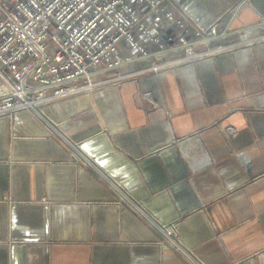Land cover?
Returning a JSON list of instances; mask_svg holds the SVG:
<instances>
[{
	"label": "crops",
	"instance_id": "0c3cea01",
	"mask_svg": "<svg viewBox=\"0 0 264 264\" xmlns=\"http://www.w3.org/2000/svg\"><path fill=\"white\" fill-rule=\"evenodd\" d=\"M175 1L200 27L251 29L252 44L49 104L98 168L32 114L0 119V264H264V0Z\"/></svg>",
	"mask_w": 264,
	"mask_h": 264
},
{
	"label": "built area",
	"instance_id": "2783aa9c",
	"mask_svg": "<svg viewBox=\"0 0 264 264\" xmlns=\"http://www.w3.org/2000/svg\"><path fill=\"white\" fill-rule=\"evenodd\" d=\"M218 23L200 27L175 0H0V119L32 114L84 164L98 168L45 108L252 44L251 29L220 32ZM233 35L237 40L226 41ZM113 185L119 205L129 204L164 244L192 257L174 225L155 220L122 185Z\"/></svg>",
	"mask_w": 264,
	"mask_h": 264
},
{
	"label": "bare ground",
	"instance_id": "6f19581e",
	"mask_svg": "<svg viewBox=\"0 0 264 264\" xmlns=\"http://www.w3.org/2000/svg\"><path fill=\"white\" fill-rule=\"evenodd\" d=\"M210 57H212V56L207 57V59H205V61H207ZM205 61H203V62H205Z\"/></svg>",
	"mask_w": 264,
	"mask_h": 264
},
{
	"label": "rangeland",
	"instance_id": "374dc122",
	"mask_svg": "<svg viewBox=\"0 0 264 264\" xmlns=\"http://www.w3.org/2000/svg\"><path fill=\"white\" fill-rule=\"evenodd\" d=\"M214 57H210L209 59H213Z\"/></svg>",
	"mask_w": 264,
	"mask_h": 264
}]
</instances>
